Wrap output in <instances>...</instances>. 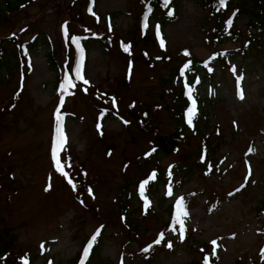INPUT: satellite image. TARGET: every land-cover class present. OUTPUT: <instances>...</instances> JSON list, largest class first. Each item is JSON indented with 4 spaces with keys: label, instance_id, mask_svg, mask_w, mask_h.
Listing matches in <instances>:
<instances>
[{
    "label": "rangeland",
    "instance_id": "374dc122",
    "mask_svg": "<svg viewBox=\"0 0 264 264\" xmlns=\"http://www.w3.org/2000/svg\"><path fill=\"white\" fill-rule=\"evenodd\" d=\"M86 1L36 0L0 25L2 37L26 27L0 62V232L16 238L20 263L205 264L207 257L208 264H264V38L232 9L218 24L194 2L177 0L176 22L147 18L145 28L135 0H99L93 8ZM95 36L106 42L88 39ZM71 37L79 38L89 83L72 75L76 87L65 95V74L79 60ZM182 84L197 118L186 134L198 137L197 127L208 126L210 148L193 138L177 154H155V135L178 128L171 108ZM58 107L66 143L57 155L67 177L52 154ZM199 150L212 154L207 171L195 167L196 157L185 159ZM123 208L125 218L106 213Z\"/></svg>",
    "mask_w": 264,
    "mask_h": 264
},
{
    "label": "trees",
    "instance_id": "16d2710c",
    "mask_svg": "<svg viewBox=\"0 0 264 264\" xmlns=\"http://www.w3.org/2000/svg\"><path fill=\"white\" fill-rule=\"evenodd\" d=\"M36 0H0V25H2V28H6L10 26L13 19L17 18V14H20L21 11L25 9V7L29 6ZM99 0H87L86 1V7L88 5L95 6ZM191 2H194L196 5H198L202 10L209 13L211 19H216L217 23H221V18L226 15V13L229 10H233L234 16L236 18H240L242 16L247 17V26L254 31L255 34H258L261 36V38H264V0H226V3L223 7L220 6L219 0H188ZM135 2L142 7L143 14L145 13V16L147 14L148 19H158L164 24H171L176 22L179 19V15L177 13V0H170V3L167 7L164 6L163 0H135ZM148 9H151V12H148ZM171 10L172 15L169 16L168 12ZM25 26L22 25H15V27L9 29V31L5 33V36H0V62L5 58L8 46H10V43L20 45V37L21 33L24 30ZM23 31V33H24ZM231 33H235L232 31ZM90 40H102L106 42L105 38L103 36H95L88 38ZM7 42V43H6ZM221 43V40L216 38V34L214 36V44L218 46ZM261 50V48H260ZM218 58H221V53L217 52ZM57 66V62L52 58V67L55 69ZM188 70V68H187ZM192 70V69H191ZM196 73L195 70H192V72ZM187 85V83L184 84V87ZM182 91L178 93V102L179 106H175V103H172L171 113L174 117V119L177 122L178 128L173 131L170 134L167 135H160L156 134L154 143H155V154L161 153L164 155H173L177 154L178 150L180 148V144L182 142H187L188 139L193 138H202L206 143L205 147L210 148V145L207 144V141L205 140V134H207L208 126H205L204 130H201L197 127V135L198 137H195L194 135H187L186 131L191 126L188 123V110L191 107L189 96L185 95L183 84L180 85ZM117 114V113H116ZM133 119H137V115L131 116ZM148 116L145 115L143 121L145 122L147 120ZM197 118L194 116L192 123L195 124ZM104 140V139H103ZM104 143V141H103ZM107 146V145H106ZM112 148L108 147V151H110ZM212 155L211 152H208L205 156H203V153L201 150L198 152L193 153H185V159L190 160L191 157H196V164L195 167H200L203 169V171H207V161L208 157ZM199 162V163H198ZM195 171H192L190 173L191 176H193ZM155 178L158 181H161L162 175L159 173V171H154ZM0 178H1V172H0ZM79 186V183H77ZM77 189V186H75ZM85 206H87L89 211L94 212L95 208L93 204H88L84 202ZM264 206V201L261 204ZM97 208V207H96ZM108 215L113 214L115 218L118 217L125 218L128 215L127 208H123L122 211L119 213L112 212V211H106ZM172 213V210L171 212ZM100 216V214H98ZM109 222L111 220L107 218L108 216H104ZM137 225H140V222L137 223ZM165 228L168 227V224H164ZM135 230L134 234L139 233ZM15 244H16V238L13 237L8 230H2L0 232V264H21L19 257L15 253ZM74 264H78L77 260Z\"/></svg>",
    "mask_w": 264,
    "mask_h": 264
},
{
    "label": "snow or ice",
    "instance_id": "6c2138e0",
    "mask_svg": "<svg viewBox=\"0 0 264 264\" xmlns=\"http://www.w3.org/2000/svg\"><path fill=\"white\" fill-rule=\"evenodd\" d=\"M170 3V0H163V4L165 7L168 6V4ZM226 3V0H219V4L221 7H223ZM89 11H91V8L89 9ZM148 12L150 13L151 12V9H148ZM168 15L171 16L172 15V12L171 10L168 12ZM145 24H144V27L147 28L148 25H147V14L145 16ZM231 24H232V21L231 20H228L227 21V25L229 27H231ZM157 28V36L159 38L160 36V31H159V25L156 26ZM65 36H66V39H68V36H67V30L65 29ZM71 41L72 43H74L77 47V50L79 52V60L77 62V65L75 68L71 69V75H69V73L66 72L65 74V80L64 82L62 83L61 85V89L60 91L65 94V95H71L72 93L68 90L69 88H75L76 87V84L75 82L73 81V79L71 78L72 75L75 76L76 80H79V81H82L83 84L87 85L89 82L84 79L83 77V73H82V66H83V59H84V56H83V49L80 47V44H79V38L77 37H71ZM160 43H161V46L163 47V39L161 38L160 39ZM129 49L127 47L124 48V51H128ZM185 55H188L187 52H185ZM30 66V65H29ZM185 68L188 67V65L186 64L184 66ZM129 71L131 72V66H130V69ZM234 73H235V69H233ZM183 71L181 72V75H183ZM240 79H242V77H240L237 81V89H238V96L243 99V92H242V89H240ZM199 81L197 80V83ZM86 91V89H85ZM189 95H190V98H191V89H189ZM63 96L61 97V101H60V105L62 106L63 105ZM113 104H115V101L113 99ZM195 101L193 100V106L189 108L188 110V113H187V116H188V123L191 125L192 123V120L194 118V115H195ZM105 114V110H101V116L98 117V120L99 119H102L103 116ZM56 119H57V124H56V127H55V133H54V144H53V149H52V154H53V161H54V166H56L57 168V171H59L62 175L64 176H68V173L66 171H64V164L61 162V160L58 158V153L61 151V149L63 148V146L65 145L66 143V136L64 135V132L62 130V115L60 113V110H59V107L57 108V112H56ZM127 123V122H125ZM97 128L99 130L100 128V124L98 123L97 125ZM249 151H252V149L250 148ZM68 167H71L70 164L67 165ZM211 170V166H210V169ZM249 174H251V172L249 171ZM169 175H171V173H169ZM155 177V173H152V178ZM68 182L70 184H72V180L69 179ZM148 183V181H144L141 183L140 185V192L141 194H143V191H144V187L145 185ZM73 188L75 190V185L73 184ZM46 191L48 190L47 188L45 189ZM239 191V189L237 190ZM89 194L91 195L92 194V190L89 189ZM169 194H171V190L169 189ZM146 205H147V201L145 202ZM177 207L181 209V212H180V216H184V215H187V213L185 211H183V198H180L177 200ZM180 216L177 217V223L180 224V227H181V233H183V220L180 219ZM100 234L99 230H97V232L90 238L89 242L87 243V245L85 246L84 248V251H83V257H87L88 254H89V250L92 248L94 242L96 241V238L97 236ZM163 234H161V238H162ZM160 241L157 240L156 243H159ZM213 244V255H215V246H216V241H212L211 242ZM169 247H171V244L168 245ZM43 247V245H42ZM145 251H147V249H145ZM262 255H264V250H262ZM81 264H83V260L81 262ZM205 264H208V258L206 257L205 258Z\"/></svg>",
    "mask_w": 264,
    "mask_h": 264
}]
</instances>
